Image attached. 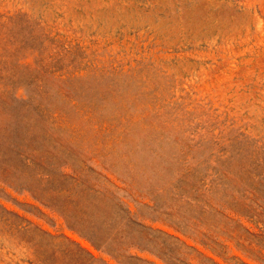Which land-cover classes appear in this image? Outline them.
Segmentation results:
<instances>
[{"label": "rangeland", "instance_id": "obj_1", "mask_svg": "<svg viewBox=\"0 0 264 264\" xmlns=\"http://www.w3.org/2000/svg\"><path fill=\"white\" fill-rule=\"evenodd\" d=\"M0 264H264V0H0Z\"/></svg>", "mask_w": 264, "mask_h": 264}]
</instances>
